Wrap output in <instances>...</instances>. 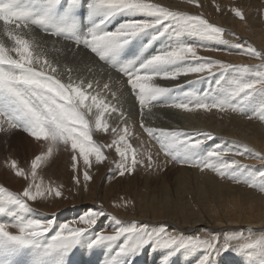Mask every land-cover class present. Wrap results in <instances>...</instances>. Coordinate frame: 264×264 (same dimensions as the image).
<instances>
[{"label":"snow or ice","instance_id":"6c2138e0","mask_svg":"<svg viewBox=\"0 0 264 264\" xmlns=\"http://www.w3.org/2000/svg\"><path fill=\"white\" fill-rule=\"evenodd\" d=\"M191 2L197 3V0H191ZM21 3L22 0H0V21L6 26L5 32L14 41L12 48H6L0 42V132L10 135L19 128L29 137L34 138L36 148L43 147L46 149V156H51L54 149L62 143L64 150L70 151L72 154L74 167L79 157L83 158L84 166L91 167L93 163L91 157L93 155L95 156V163L101 164L108 158L104 148H114L120 157L119 162L116 163V169L120 176L134 172L139 164L144 163L143 155L138 158L137 149L128 143V128L125 127L121 131L114 127L112 129L114 136L111 144H95L91 135L92 128H90L89 117L94 118V128L96 130L107 132L108 125L103 122L102 116L104 112L109 110V106L99 98L98 93L93 95L85 90L93 88L91 82L84 85L81 81V85L73 86L71 82L65 84L55 78L53 74L57 71L56 67L52 66L46 59H41L44 55L43 51L37 54L35 60L33 59L29 41L21 38L20 30L30 26H38L46 34L74 40L77 47L90 51L100 61L105 62L109 53L117 48L121 42H127L139 33L157 26H165V31L175 27L178 30L228 43L224 40V29L209 23L202 15H188L171 11L157 3H150L148 0H93L95 8L109 10L110 14L129 10L155 17V22L133 20L121 24L115 31L100 32L93 30L79 39L63 29H52L48 24L47 14L39 19L31 18L30 14L20 7ZM61 3L62 0H47L48 12L50 13ZM197 6L199 5L197 4ZM235 15L241 20L245 19L244 13L240 10H236ZM11 25L14 26L8 27ZM233 46L240 50V54L261 61L259 65L255 66L260 69L258 78L245 82H235L225 99L217 102H206L197 99L189 103L158 104L156 103L158 98L172 89L155 86L152 82L157 78L177 80L181 76L191 74L203 78V76L234 67L241 70H247L250 67L227 64L203 57L198 55L197 47L181 46L153 56L135 71H118L127 78V84L138 98L141 109V127L144 128L149 137L159 144L160 150L166 157L165 164L171 161L189 167H196L201 171L212 170L222 178H228L237 183L243 182L253 188L259 187L264 192V170L252 171L245 176L242 173L249 168L248 165L241 163L240 160L232 159L229 161L224 159L226 155L231 154L258 159L261 163H264V156H259L253 150L245 147L243 151H234L224 149L218 145L208 153V158L204 161L182 159L181 156L184 153L200 148L206 141L213 140L215 137L209 132L191 134L144 127V121L153 115L151 112L147 114L143 112L148 104L153 107L182 109L185 112L200 109L206 112L213 109L225 113L228 111L240 112L238 107L229 102L230 100L264 90V50L258 51L244 42ZM205 50L220 51L217 48H205ZM13 51L18 58H13L9 54ZM185 61L194 63L179 69L168 70L171 66ZM34 65H38V68ZM69 79L71 80V77ZM104 87L107 88L108 85ZM115 104L119 105V108L112 106L111 111H119L117 119L125 118L122 100L119 97H115ZM93 106L98 109L96 113H92ZM259 116L264 120V108L260 109ZM248 118L252 119V115H249ZM40 141L48 143L41 146ZM44 158L45 156L38 155L32 162L31 177L33 182L36 178L38 163ZM147 159L149 162L152 161V153H147ZM10 168L15 170L16 176L28 179V174L18 167L15 160H12ZM83 177L84 181L91 180L88 171L83 173ZM76 183H80L79 179ZM46 193H52L56 197L62 195L60 190H54L51 187L45 191L37 188L35 192L29 187L23 191L22 195L8 192L6 188L0 187V217L9 218L4 222H0V254L31 247L41 239L46 240V254L67 252L76 245L79 238L89 228L97 223L100 217L106 215L102 208L89 211L78 219V222L87 227L69 230L68 224L65 223L59 226V230L49 239L46 233L52 229L53 220L28 218L27 214L31 213L32 209L26 202L27 200L34 201L37 197H44ZM113 219L117 224H120V221L115 217ZM10 229H15L16 232L14 233ZM121 238H124V242L120 246L118 255L134 254L144 245L154 242L162 248L178 246L181 249L191 248L203 251L204 255L199 264H212V258L219 251H228L231 248V239L225 240L221 247L218 238L211 235L208 239H201L199 236L186 238L183 235L168 233L163 226L150 228L147 224L138 225L136 223L121 227L112 234L97 233L92 241V246L106 242H116ZM257 243L264 248V242ZM252 247V244H247L239 246L235 250L242 251L244 248L250 249ZM163 264H168L167 259L163 261Z\"/></svg>","mask_w":264,"mask_h":264},{"label":"bare ground","instance_id":"6f19581e","mask_svg":"<svg viewBox=\"0 0 264 264\" xmlns=\"http://www.w3.org/2000/svg\"><path fill=\"white\" fill-rule=\"evenodd\" d=\"M37 1H39L40 3H43V2L47 3V0H37ZM245 1L246 0H240L239 1V3L240 2L243 3V4H241V6H243L244 10H246L248 12L247 15L244 12V15H246V19L241 21V20H235V18H232L229 16H228V18H225V14H223V13L220 14V13L215 12L216 8L213 6V2H215V1H213V0H197V3H192L191 0H148V2H150V3H157L163 7L168 8L171 11H176V12L184 13V12H189V11H197V12L209 11L211 13L210 17L212 19H215L218 23H221L222 25L227 24V26H230L231 29H233L234 31H236L235 28H236V25H238L237 28H238V31H240V32H237L238 33L237 35L240 37V39L244 38V40H246V42H249V43L251 42V43H254L255 45L257 44V46H259L260 50H264V22L260 21L259 19H258V21L257 20L254 21V19L253 20L250 19V17L248 15H249V12L254 9V5H255L254 1L255 0H250V2H251L250 6H248L249 0H247V3H245ZM225 3H230V2H224V4ZM197 4L199 6H197ZM258 5H260V4H258ZM62 7H66L69 9L70 8L80 9L81 12H83V14H85V13L88 14L89 18H88L87 22L88 23L92 22L90 25H88V27H82V30H81L77 39L88 35L93 30H98L100 32L115 31L119 27L118 21H121V20H123V21L126 20L127 22H130L133 20H137V21L142 20V21L153 22V23L155 22V17H149V16H146L144 14L136 13V12L129 11V10L114 12V13L110 14L109 10L95 8L94 4H93V0H63ZM44 13H45V11L42 12L40 14V16H43ZM251 14H253V13H251ZM252 17H253V15H252ZM39 18H41V17H35V19H39ZM51 21H52V17H49L48 18V24H51ZM124 23H126V22H124ZM244 24L247 25L249 27V29L252 31L251 36L255 37V39H251L250 37H247L246 35H244V33L242 34L241 30L243 28H245ZM12 26H14V25H11L8 27H12ZM5 27L6 26L3 24V22L0 21V42H2L6 48H12L14 46V41L9 37L7 32H5ZM164 27L165 26H157V27H154L151 29H147V30L139 33L135 37L131 38L127 42H121L117 48H115L112 52L109 53V55L106 58V62L100 61L99 58L96 57L95 54L90 53V51L85 50L82 47H77L75 42H73V44H71V43H68L64 40H59V41L53 40L52 35L46 34L40 28H36V27H32V26H30L29 28H23L20 30V36L22 39L29 41V47H30V50L32 51L34 60L36 59L37 54L39 52L43 51V53L45 54V57L42 56L41 59L42 60L46 59L52 66L56 67L57 71L53 75L55 76V78H58L62 83L67 84V83L71 82L73 84V86H79V85H81V81L83 82L84 85L91 82L93 84V88L92 89H85V90L88 93L93 94V95H96L98 93L99 98L102 99L104 101V103L109 106V110L104 112V115L106 114L107 118L109 119V123H111L110 124L111 128H112V125H115L120 121V123L122 125H124V127L128 128L129 134L132 133L134 135H138L137 136L138 140L141 141V139H139V137H140V134H142V133L136 134L139 132V130L142 129V127H141V116H140L141 110L139 109L138 98L131 91L130 87L127 88L128 85L124 80L126 77L122 73L119 74L117 71L118 70L135 71L136 69L141 68V66L144 63H146L149 59H151L154 56L152 50H153V45H154L155 40L151 39V37H153L152 34H154V33H158V32L162 33V31L165 32L164 34L160 35L159 39L164 42V46H167V47L169 46L170 50L177 48V47H181V46L198 47L201 45V40H203V39L200 40L199 36L196 35L195 39L190 42V40H189L190 37L188 36L187 32L182 31V30H178L175 27L169 28V30L165 31ZM217 27H219V26H217ZM87 29H89L88 33H86ZM251 31H249V32H251ZM156 35L154 38H157ZM235 37H236V35H235ZM229 38H231V37H229ZM147 42H149V43L147 44ZM239 42H242V41H239ZM233 43L235 44V42H233ZM223 44H225V43H223ZM160 46H161V44H160ZM220 46H219V48H220ZM170 50H167V51H170ZM161 52H164V51L161 50ZM9 54L13 58H18L17 54L14 51L10 52ZM156 54H158V52ZM64 56H68L71 60L75 61V64L77 66L76 70H74L72 72L68 71L69 66H70V68H72L73 65H68L67 62L63 61ZM222 58L223 59L225 58V59L230 60L232 62L234 60V57L232 56V54H229V55L224 56ZM98 61H99V63H98ZM230 64H232V63H230ZM34 66L38 68V65H34ZM181 67H179V68H181ZM171 68L174 69V67L171 66L168 70H171ZM70 77H71V80L69 79ZM217 77L216 78L214 77V78L217 79ZM230 77H232V76H230ZM88 78H90V79H88ZM192 78L193 77H191V79ZM205 78L206 77H204V79ZM188 79H190V78H187L185 76H181L177 80H164V79L157 78V80H160V81L157 82V80H155L152 83L154 85L159 84L158 85L159 87H165V88H171L174 85L178 86L181 84L182 87L185 88L187 85H190L189 84L190 82L188 84H187V82L190 81L191 79L190 80H188ZM195 79H197V78H195ZM200 80H202V79L200 78ZM200 83H202V81ZM206 83H207V81H206ZM105 85H108V87L105 88L104 87ZM225 85H228V84H225ZM214 86L216 87V85H214ZM180 89H179V91H180ZM193 93H194V91H193ZM167 94L159 97L158 100L156 101V103L165 104V103L169 102L168 98H167L168 97ZM188 94H190V93H188ZM176 95H178V94H176ZM115 97H119L122 100V106H123V110L125 112V118L117 119V117L119 116V111H117V112L111 111L112 106H116L117 108H119V105L115 104ZM178 98L180 99V97H178ZM179 99H177V100H179ZM205 99L207 100V98H205ZM210 99L212 100L214 98H210ZM184 100H187V99H184ZM195 100H197V99H195ZM215 100H217V99L215 98ZM89 103H91V101H89ZM179 103H180V101H179ZM92 109H93L92 113H95L98 111V109L95 106H93ZM157 109L161 110V112L162 111L165 112L167 120H162V119H159V118L151 115L150 117H148L147 120L144 121V126H146V127L156 126V128H154V129H170V130L171 129H173V130H175V129L176 130L177 129H186L187 131L185 133H191V134L192 133L197 134V133L205 131V130L211 132V130H212V131H215L219 134L226 135V137L228 136V138L229 137L230 138L235 137V138L240 139L241 141H244L246 143L248 142V143L254 145V147L256 149L264 152V133H263V130H261L262 132L259 131L258 126L253 125V122L240 120L238 118H234L231 116L227 117L224 115H216V114H211L210 116H202V114H203L202 112H200L202 114L199 116H192L190 121H185L183 119V114H181L180 112L173 111L172 109H167L166 107H153L150 104L145 106V108L143 109V112L145 114H147L149 112L152 113V111H155ZM198 111H200V110H198ZM192 114H194V113H192ZM204 114H206V111ZM93 119L94 118L89 117L90 128H93V121H94ZM177 123H179L180 125ZM116 128H117V126H116ZM18 130H20V129L18 128ZM20 131H22V130H20ZM20 131L15 132L14 135H11V134L5 135L3 132H0V139L2 142L0 144V187L6 188L8 192L20 194V195H22L21 192H23L25 189H27L29 187H31L33 191H34V189H37V188H39L41 191H45L47 189V186H45L44 184L39 185L36 181L33 182L32 179L28 178V180H32V182L30 183V181L28 182L27 179H25L24 177L16 176L15 170L10 168V164H11L12 160H15L16 162H18V161L20 162V160L24 161L26 158V155H30V156L32 155V156L36 157L40 154V151L42 149H44L43 147H41L39 149L36 148L35 142L33 140L34 138L28 139V137H27L28 135L25 136L26 134L20 133ZM131 131H133V132H131ZM142 132H143V130H142ZM250 132H252L254 135L250 136L249 135ZM259 134H262L261 137H259ZM145 137H144V141H145ZM141 138H142V136H141ZM98 140H99V138H98ZM136 141H137V139H136ZM146 141H147V139H146ZM131 142H133V141L131 140ZM148 142L149 141H147L146 143H148ZM151 142H149V143H151ZM43 143L44 142H42V141L39 142V144L41 146H43L42 145ZM132 145H134V144L132 143ZM144 145L147 146V144H144ZM210 145L211 144H209V146ZM141 146H143V143ZM156 148H157V146L155 147V149ZM57 149H58V152H56ZM53 153L55 156V160L53 162L47 161L45 163V164L50 165L49 181L51 184V188L56 190L59 187L58 181H57V176H58L57 166L58 165H60V164L64 165L65 169L69 166H72V170H75L74 171L75 173L72 176H66L68 180H67V183L65 184L62 196L56 197L51 193V196L46 195L44 197H37V199L32 201V202H29L27 200L26 202L29 204L30 208L32 209V212L27 214L28 218L32 217V218L43 219V220L52 219L53 221H56V223L60 219L65 218V220H67V219H69L70 216L75 218L76 215L82 214L83 212L88 213L89 212L88 210L91 207V205H93L94 203H97L98 199H100L101 197H102V199L104 198L103 200L105 201L106 198H108L110 196V194H113V192H114L113 189L119 187L117 185L123 184L121 186L122 188H128L129 186L124 185V184H128L131 182L138 184V181H132V180L128 181V182H121L120 180H115V181L112 180L113 182L110 183L111 181H108V179L110 178V175H109L110 172H105L106 167L101 168L96 173H93L91 175V177H92L91 180L84 181L83 173L85 172L87 167L84 166L83 162L82 163L76 162V166L74 167L73 161H71V157L69 158L66 154L63 155L60 152L59 147L54 149ZM160 153H161V150H160ZM188 153H189V151H188ZM49 158H50V156H49ZM52 158H54V157H52V155H51V159ZM181 158H182V156H181ZM46 159H48V158H46ZM46 159H45V161H46ZM51 159H49V160H51ZM63 161H65L66 163H63ZM67 163H69V164H67ZM94 165H96V163ZM143 168H145V167H143ZM138 170H139V168H138ZM140 170H142V169H140ZM144 171H146V170H144ZM90 173H92V172H90ZM145 173L147 174V171ZM142 175H144V174H142ZM206 176H207V174H206ZM206 176L203 177V180H201V182H196L197 183L196 187H197L198 191L199 190L201 191L202 196L208 195V189L210 190V188H211L210 185L215 186V188L213 187L214 194L217 196H218L219 192L222 194V195H220V197H218V199H219L218 201H220L223 205H224V203H226L227 205L232 204L235 207L237 214H239V215L236 214V216L222 221V220H219L218 218H211L209 216H207V218H206V216H204V214L201 213V211L195 212L194 210L190 209L189 211H191V212L189 214L186 207L183 204L180 205L177 200L175 202H172V199L174 197L169 196V192H170L169 186L166 188L161 187V189H162L161 193H158L157 188L153 187V190L149 193V195H148V192H145L144 194L142 193L139 195V197H138L139 201H137L138 203H137L136 212H132L130 209H128L127 211L124 210L121 213L123 216L122 218H125L127 221L126 226H130L131 224L134 223V221H140L142 223L146 222L147 224H158L157 225L158 227H160V226L170 227L171 228L170 234L183 235V236L185 235V233H192V232H197V231H201V233H203L204 235L207 234V236H210V235H214L215 232H219V231L223 232V231H228L229 229L237 230L236 228H234V226L237 225V227H238L239 225L243 224L241 217L251 219L252 223H248V222L247 223L249 226H251L254 229H258L261 226H264V199L253 196L250 193L243 192V191L235 189V188H228L225 186H221V185L217 184L216 182H214L215 180L209 178V176L208 177H206ZM36 178H38L37 175H36ZM77 179H79L80 183H76ZM152 180H153V178H152ZM42 181H44V179H41L40 183H42ZM106 181H108V184L109 183L110 184L109 185L108 184L102 185V186L100 185L102 182L104 183ZM181 181L183 183H187V180H186V182H184L183 180H181ZM74 183L77 184L78 186H80V187H78L79 190L77 189L79 192L78 194H75V192H74V187H77ZM148 184H150V182L146 183L144 186L147 187ZM156 184H157V181H156ZM179 184H180V182H179ZM132 185H134V184H132ZM170 186H171V184H170ZM172 187H174V186H172ZM98 188H99V194L102 193V196H99V198H98V195H97V201H93L96 194H97ZM186 188H187V186H186ZM81 189H83V190H81ZM92 189H94L93 192H91ZM188 189H187V191H188ZM82 191H84L83 192V194H85L84 197H82V195H81ZM196 192H197V190H196ZM225 192H227V193H225ZM90 193H91V196L89 198ZM65 194H68V196L70 197V200L66 199L65 201H63ZM180 194H181V192H180ZM191 194H189V195H191ZM189 195L187 197H189ZM194 195H192V196H194ZM224 195H226V196L224 197ZM92 196H94V197H92ZM178 196H179V194H178ZM158 197H160V200L158 199ZM178 198L179 197H177V199ZM225 199H226V201H225ZM162 203H168V207L172 211V213L165 212V211H159L157 209V207ZM32 206L34 209L32 208ZM145 207H147V208H145ZM66 208H71V210L63 212L62 210H64V209L66 210ZM188 208H189V206H188ZM194 208H196V205ZM194 208L192 207V209H194ZM111 210H113V209L111 208ZM192 212H194L195 214ZM230 214H232V213H230ZM8 219L9 218H5L4 220H1L0 222H4ZM104 221H102V222L97 221V223L95 225H93L91 228H89L88 231L85 232L79 238L78 242L76 243V245L73 248H71V252H69V253L67 251V252H56L53 254H46V251H45L46 240H44V239L37 241V243L31 247H27L26 250H27L28 254L36 260L35 264H58V263H63V262H65L63 264H72L73 263L72 258H70L71 262L70 261L67 262L69 257H66V255H69L71 253H72L71 257L74 254H76L75 259L77 261V264H100L99 261L95 260V258L98 257L99 260H102L105 258L103 256L104 252L105 251L111 252L112 250H106L105 249L107 243H102V244H99L96 246H92V241L95 239V236L97 233L105 232L106 234H112L115 230V228H113L114 223H111V221L109 220V222L106 223V224H108L107 227H105L106 224L103 225ZM73 222L69 223V227L74 225ZM77 222L75 220V223H77ZM58 223H60V222H58ZM53 224H55V223L53 222ZM226 224L228 225V227H226L225 229H222L219 231L215 230V227H220V228L225 227V226H227ZM139 225H140V223H139ZM10 231H12L14 233L16 232L15 229H10ZM46 235L48 237L49 236L51 237L52 235H54V228L50 229L46 233ZM116 242H118V241H116ZM116 242H113V244H116ZM115 248H116V246H115ZM80 249H82V252ZM17 250L18 249L10 251L8 253L1 254V255L15 254V252ZM176 252H177V250H176ZM116 253H117V251H116ZM43 254H46V256H43ZM180 254H184L185 257H188V258L191 257V256H189L188 252L184 253L182 251V252H180ZM123 256L124 255H117L115 257V260H108V259H106L105 261L103 260L104 262L102 264H140V262H144L142 264H163V261L166 259L168 261V264H194V263L196 264L195 258H193V259L191 258V263H186L183 261V257L181 255H180L181 258L178 260V262H173L172 259L174 256H171L170 253L165 251L162 247H157L154 250H152V249L148 250L147 254L144 256V258L140 262H139L140 257L137 258L135 261H134V259L124 261ZM127 256H129V254ZM102 257H104V258H102ZM51 258H52V260H47V259H51ZM221 264H229V263H227V261H226V262H222Z\"/></svg>","mask_w":264,"mask_h":264},{"label":"rangeland","instance_id":"374dc122","mask_svg":"<svg viewBox=\"0 0 264 264\" xmlns=\"http://www.w3.org/2000/svg\"><path fill=\"white\" fill-rule=\"evenodd\" d=\"M213 1H215V2H213V6L216 8L215 12L220 13V14L221 13L225 14V18H228V16H229V17L235 18V20H241V19H239V17H237L235 15V11L236 10H240V9H241L240 11H242L243 13L245 12L246 15L248 14V12L246 10H244L243 6H241V4H243V3L242 2L239 3L240 0H213ZM224 2H230V3H225L224 4ZM245 3H247V0L245 1ZM254 4H255L254 5V9L249 12L248 16L250 17L251 20L254 19V21H256V20L258 21V19H259L260 21L264 22V20H263L264 19V10H263L264 9V0H255ZM258 4H260V5H258ZM250 5H251V2L249 0L248 1V6H250ZM184 13L188 14V15H202L205 19H207L209 21V23L213 24L214 26H219V27L223 28L224 31H225V36H226V37L224 36V40H226L227 42L229 41L227 43L228 44L227 45L226 43L223 44L224 42H221L219 40H214V39H209V38L206 39V37H202V36L198 35L200 40L203 39V40H201V45L197 47L198 48V54L200 56L208 57V58H211L213 60H219V61H221L223 63H227L228 62L227 64L232 63V65H237V66H248L250 68H248L247 70H241L238 67H234L235 69L234 68H230V70L226 69V70H223V71H220V72H215V73H213L211 75L203 76V78H201L200 76H198L196 74H191L192 76L191 75L185 76V77L190 78V79H191V77H193L191 80L188 79L190 81H188L187 84L190 82L189 83L190 85H187L185 88H183L182 85L180 84L181 87L180 86L179 87L182 90L179 87H177L176 85H174V86L172 85L173 86V87H171L172 90L170 92H168V94L166 93L167 96H168L167 98H168L169 102H167L165 104L179 103V101H180V103H189V102L195 101V99H199V100H204L205 101L206 100L205 98H207V100H206L207 102H217L219 100L225 99L227 93L229 92V90L232 87V84H234L235 82H238V81L239 82H245V81H249V80L258 78V72L260 71V69L256 68L255 66L259 65L261 63V61L259 59H256V58H252L250 56L240 54V50L235 48L233 45H235L237 43H241L239 41H242V42L246 43V45L250 44L251 46L256 48L258 51H261V50H260L259 46H257V44L255 45L254 43L246 42V40H244V38L240 39V37L237 35L238 34L237 32H240V31H238V28H237L238 25H236V28H235L236 31H234L233 29H231L230 26H227V24L226 25H224V24L222 25L221 23H218L215 19H212L210 17L211 13L209 11H207V12L189 11V12H184ZM251 13H253V14H251ZM246 15H245V19H246ZM252 15H253V17H252ZM241 21H243V20H241ZM124 22L127 23L126 20L118 21L119 26L121 24H124ZM244 27L245 28H243L241 30L242 34L244 33V35H246L247 37H250L251 39H255V37L251 36L252 35V31L249 29V27L247 25H245V24H244ZM249 31H251V32H249ZM162 33L164 34L165 32L162 31ZM189 33L190 32H187L188 36L190 37L189 40L191 42V41H193L195 39L196 35L192 34V33L189 34ZM233 33H235L236 37H235V35H232ZM152 35H153V37H151V39L155 40V42H156V43L154 42L153 50H152L154 56L157 55L156 54L157 52H158V54L162 53L161 50H163L164 52H165V50L166 51L170 50L169 49L170 47L169 46L168 47L164 46V42L159 39V37L161 35V32L160 33L159 32L158 33H154ZM155 35L157 36V38H154ZM229 37H231V38H229ZM233 42H235V44ZM148 43L149 42H147V44ZM160 44H161V46H160ZM219 46H220V48H219ZM205 48H217V49H220V51H208V50H205ZM229 53L232 54V56L234 57L233 62L230 61V60H227L225 58L224 59L222 58L224 56L229 55ZM43 57H45V54L43 55ZM63 61L67 62L68 65H73L72 68H70V66H69V69H68L69 72H72V71L77 69L75 61L71 60L68 56H64L63 57ZM98 63H99V61H98ZM190 63H194V62L185 61V62L180 63V65L182 67H185V66H189ZM180 65L179 64L173 65L174 69L171 68V70L179 69V67H181ZM117 72L119 74L121 73L119 71H117ZM230 76H232V77H230ZM204 77H206V78L204 79ZM214 77L215 78L217 77V79H215ZM195 78H197V79H195ZM200 78L202 80H200ZM88 79H90V78H88ZM124 80L127 83V79L125 78ZM158 81H160V80H157V82ZM201 81H202V83H200ZM206 81H207V83H206ZM225 84H228L229 86L225 85ZM158 85L159 84H156L155 86H158ZM214 85H216V87ZM129 87L130 86L128 85L127 88H129ZM179 89H180V91H179ZM193 91H194V93H193ZM187 92L190 93V94H188ZM176 94H178V95H176ZM177 96L180 97L181 100ZM210 98H214V99L211 100ZM215 98L217 100H215ZM177 99H179V100H177ZM184 99H187V100H184ZM229 102L233 103L236 107H238L240 112H232L231 113V111H228L229 113L228 112L225 113V112H221V111H218V110L216 111V109H213L212 112L208 111V112H206V114H204L205 111L203 109H200V111H198V110L195 111L194 110L192 112H185L182 109H178L179 110L178 111L176 108H172V107H166V108L167 109H172L173 111L180 112L181 114H183V119L185 121H190L192 116H199L202 113L204 114V115L202 114V116H210L211 114L224 115V116H227V117L231 116V117H234V118H238L240 120L253 122V125H257L258 126V130L259 131L263 130V133H264V120H262L260 118V116H259L260 109L264 108V90L257 91L255 93L249 95V96H241V97L232 99ZM138 105H139V103H138ZM139 109H140V106H139ZM200 112H202V113H200ZM152 113H153L154 117H157V118L162 119V120H167V117H166V114H165L164 111L161 112V110L157 109L155 111H152ZM192 113H194V114H192ZM103 115H104V113H103ZM249 115H252V119L248 118ZM104 116H102V120H103L104 123H106L108 125V131L107 132H102V131L96 130L94 128V121H93V128H92V131H91V135L93 137V142L95 144H111L112 140H113V136H114V134L112 132V129L114 127L116 128V126H117V128L120 127L119 129L122 131L123 128H125L124 125H122L120 123V121L117 124L112 125V128H111V125H110L111 123H109V119L107 118L106 114ZM177 124H179V123H177ZM144 127H146V126H144ZM151 128L154 129V128H156V126L151 127ZM142 130H143V132H142ZM166 130H170V129H166ZM19 131L20 130H18V129L14 130L11 135H14L15 132H19ZM170 131H181V132L184 131V132H186L187 130L186 129H177V130L176 129L175 130L171 129ZM131 132H133V131H131ZM202 132H209L212 135L214 134L213 136L215 137V139L206 141V143L203 146H201L202 148L200 147V148L195 149V150H189V153L188 152L184 153L182 155V159L183 158H187V159L192 160V161H204V160H206L208 158V153L216 148V145L217 146L220 145L224 149H232L234 151L235 150L243 151V149L246 147L248 149L253 150V152L258 154L259 156H264V152L263 151L256 149L254 147V145H252V144H250L248 142L246 143V142L241 141L240 139H237L235 137H233V138L229 137L228 138V136L226 137V135L219 134V133H217L215 131H212V130H211V132L207 131V130L202 131ZM20 133H24V132L20 131ZM140 133H142V134H140ZM146 133L147 132H144V128H142L141 130H139L138 133H136V134H140L139 139H141V141H139L138 137H137L138 135H134L132 133L129 134V132H128V137H127L128 143L131 144V145H132V143L134 144V145H132V147L137 149L138 158H139L140 155H143V157H144V163L142 165L139 164L136 167L134 172L126 173L124 176H120L118 174L117 169H116V163L119 162L120 157H119L118 153L115 152L114 148H107V147L104 148V152H105V154H106V156L108 158L105 159L104 162L101 163V164L94 165L95 164V156L93 155L91 157V160L93 161V163H92L91 167H87V169L85 170V171H88V173L92 172V173L89 174L90 176L93 173H96L97 171H99L101 168H105L106 167L105 172H110V174H109L110 178L108 179V181H111L110 183H112L115 180H120L121 182H128V181H131V180L132 181H138V184H135V183H132V182L128 183V184H124V185L129 186L128 188H122L121 186L123 184L122 185H117L119 187L113 189L114 190L113 194H110V196L108 198H106L105 201L103 200L104 198L102 199V197H101L100 199H98L97 203L93 204L94 206L91 205V207L89 208L88 211L100 210L101 207H102L103 211L106 213L105 216H102V217H100L97 220L98 222H102V221L105 220L103 225L108 223L109 220H110L111 223H114L113 224V226H114L113 228H115L114 231L119 230L121 227H127L126 226L127 221H126L125 218H122L123 216H122L121 213L124 210L127 211L128 209H130L132 212H136L137 203H138L137 201H139V198H138L139 195L142 194V193L144 194L145 192H148V195H149V193L153 190V187L157 188L158 193H161L162 192L161 187H165L166 188V187L169 186L170 187L169 196L174 197L172 199V202H175L177 200L180 205L183 204L186 207V209H187L189 214L191 212V211H189L190 209L194 210L195 212H198V211L200 212L201 211V213H203L204 216H206V218H207V216H209L211 218H218L219 220H222V221H224L226 219H230V218L236 216L237 212L235 210V207L232 204L227 205L226 203H224L226 201V199L223 202L224 205L220 201H218L219 200L218 197H220V195H222V194L220 192H219L218 196L214 194L213 187L215 188V186L210 185L211 188H210V190L208 189V195L207 196H202L201 191L200 190L198 191V189L196 187V185H197L196 182H201V180H203V177H205L206 174H207L206 177L209 176V178L215 180L214 182H216L217 184H219L221 186H225V187H228V188H235V189L241 190L243 192L250 193L253 196H256V197H259L261 199H264V197H263L264 196V192H262L259 189V187L253 188V187H251V186H249V185H247V184H245L243 182L237 183V182H235V181H233L231 179L222 178V177H220L218 175V173L213 172L212 170L201 171L199 168L189 167V166L181 165V164H178V163H175V162H171V161H169L168 163L165 164L166 157H165V155H164V153L162 151L160 153L159 144L153 138L148 137V134H146ZM199 133H201V132H199ZM24 134H26V133H24ZM192 134H195V133H192ZM249 135L253 136L254 134L252 132H250ZM261 135L262 134H259V137H261ZM25 136H27V134ZM141 136H142V138H141ZM27 137H28V139H32L29 136H27ZM144 137H145V141L147 139V141H149V142L152 141V142L151 143H149V142L146 143L147 141L146 142L144 141ZM98 138H99L100 141L98 140ZM136 139H137V141H136ZM131 140L133 142H131ZM42 142H44L42 145H45V144L48 143V142L46 143V141H42ZM1 143L2 142H1V139H0V144ZM142 143H143V146H141ZM138 144L139 145L141 144V145L139 146ZM144 144H147V146L144 145ZM209 144H211V145L209 146ZM153 145L155 147L157 146L158 149L157 148L155 149V147ZM58 147H59L60 152L63 155L66 154L69 158L71 157V161H73L72 160V154L70 153V151H65L64 150V146H63L62 143ZM45 150H46L45 148L42 149L40 151L39 155L46 156L45 155V153H46ZM56 152H58V149L56 150ZM149 152L152 153V157H153L151 162H149L148 159H147V153H149ZM52 157H54V158L51 159V156H50V158H49V156H46L44 158V160H41L38 163V166L36 168V175L38 176V178H35V181L39 185L44 184L45 186H47V188L51 187V184H50V181H49L50 165L49 164H45V163L47 161L48 162H53L55 160L54 153H52ZM35 158H36L35 156L26 155V158H25L24 161L20 160V162L19 161L16 162V163L19 164V165L17 164L18 167L21 168L25 173L28 174V178L29 179H32V177H31L32 162L35 160ZM46 158H48V159H46ZM45 159H46V161H45ZM49 159H51V160H49ZM224 159L229 160V161L232 160V159H236V160H240L241 163H243L245 165H248L249 168L244 170L243 173H242V175H245V176L249 175L252 171L264 170V163H261L258 159L245 158L244 156H233L231 154L226 155L224 157ZM77 162L82 163L83 162V158L79 157ZM63 163H66V162L63 161ZM67 164H69V163H67ZM158 165H160V167H158ZM142 166L145 167L146 169L143 168ZM138 168H139V170H138ZM140 169H142V170H140ZM144 170L147 171V174L145 173L146 171H144ZM74 171L75 170H72V166H69L66 169H65L64 165H62V164L57 166V172H58L57 181H58V186H59L58 190L61 191L62 195H63V190H64V187H65V184L67 183V180H68L66 176H72L75 173ZM142 174H144V175H142ZM152 178H153V180H152ZM41 179H44V181H42V183H40ZM181 180H183L184 182H186V180H187V183H183ZM27 181L28 182L30 181V183L32 182V180H28V179H27ZM108 181H106L104 183L102 182L100 185L101 186L102 185H107ZM156 181H157V184H156ZM148 182H150V184H148L147 187H145L144 185L146 183H148ZM179 182H180V184H179ZM132 184H134L135 186L132 185ZM170 184H171V186H170ZM75 185L77 187H74V192H75V194H78L79 193L78 192V190H79L78 187H80V186H78L77 184H75ZM172 186H174V187H172ZM186 186H187V188H186ZM187 189H188V191H187ZM81 190H83V189H81ZM196 190H197V192H196ZM35 191H36V189H34V192ZM93 191H94V189L91 190V192H93ZM83 192L84 191H82V194H81L82 197H84V195H85V194H83ZM180 192H181V194H180ZM22 193L23 192H21V194ZM225 193H227V192H225ZM178 194H179V196H178ZM189 194H191V195H189ZM46 195L47 196H51V193H47ZM97 195H98V198H99V196H102V193L99 194V188L97 189V194H96V196H95L93 201H97ZM188 195H189V197H187ZM192 195H194V196H192ZM90 196H91V193L89 194V198H90ZM225 196L226 195H224V197ZM92 197H94V196H92ZM177 197H179V198L177 199ZM66 199L70 200V197L68 196V194L64 195L63 201H65ZM158 199L160 200V197H158ZM28 201L32 202V200H28ZM195 205H196V208H194ZM188 206H189V208H188ZM192 207L194 209H192ZM32 208H33V206H32ZM111 208L114 211L111 210ZM145 208H147V207H145ZM157 209L159 211H165V212L172 213V211L168 207V203L160 204L157 207ZM69 210H71V208H66V210L64 209L62 211L66 212V211H69ZM192 213H194V212H192ZM230 213H232V214H230ZM86 214L87 213L83 212L82 214L76 215L75 218L71 217L68 214L70 216L69 217L70 220L69 219L65 220V218L64 219H60V220H58V222H60V223L57 222L58 224L56 223V221H53L55 223V224H53V227H52V229L54 228V234H55L56 231L59 230V226L65 224V223H67L68 226H69V223H71L73 221H74L73 222L74 225L69 227V230L73 229V228H85V227H87L83 223L77 222L80 217H82V216H84ZM237 215H239V214H237ZM113 217H115L117 220H119L120 224H117L115 222V220L113 219ZM0 218H1L0 219V221H1V220H4L7 217H3V218L0 217ZM75 220H76L77 223H75ZM241 220L243 221L242 222L243 224L239 225L238 227H237V225L234 226V228H236L237 230L229 229L228 231H223V232L219 231V230H222V229H225L226 227H228L227 224H226L227 226H225V227H221V228L220 227H215V230H217L219 232H215L214 235H211V236H214V237L218 238L219 243L221 244V247L223 246V243H224L225 240L231 239V248L228 251H219L212 258V264H221L222 262H226V261L229 264H237V263L238 264H264V248L260 247V244L257 243V242H264V226H261L258 229H254V228H252L251 226L248 225V223H252L251 219H247L245 217H241ZM134 223H136L138 225H139V223H140V225L147 224L146 222L142 223L140 221H134ZM107 225L108 224H106L105 227H107ZM147 225H149L150 228H158V226H157L158 224H147ZM165 228L167 229L168 233H171L170 232L171 231L170 227L166 226ZM184 236L186 238L187 237L199 236L201 239H208L210 237V236H207V234L204 235L203 233H201V231L192 232V233H185ZM48 238L51 239L50 236ZM123 242H124V238H121V240H118V242H116V244H113V242H106L107 245H106L105 249L106 250H112V251L111 252L110 251H105L104 255H103L105 258L102 257L104 259L99 260L98 257H96L95 260L99 261L100 264H102L106 259L115 260V257L118 255L117 253L120 252V246H121V244H123ZM247 244H252L253 247L250 248V249L249 248H244L242 251L235 250V248H237L239 246H242V245H247ZM115 246H116V248H115ZM155 247L157 248L158 246L154 242H150V243L144 245L141 249H139L138 252H136L134 254H129V256H127L128 254H124L123 260L127 261V260L134 259V261H135L137 258L140 257V260H139V262H140L144 258V256L147 254V251L151 250V249L154 250V249H156ZM163 249L165 251L169 252L171 256H174L173 259H172L173 262H178V260L182 256L183 257V261L186 262V263H191V258L192 259L195 258L196 264H199L200 259L204 255L203 251L193 250L191 248L181 249L178 246L173 247V248H163ZM80 250L82 252V249H80ZM176 250H177V252H176ZM116 251H117V253H116ZM179 251L180 252L183 251L184 253L188 252L189 256H191V257H189V258L185 257V255L184 254H180ZM69 252H71V250H69L68 253ZM71 255H72V253L69 254V255H66V257H69V259L72 258V261H73L72 264H77V261L75 259L76 258V254H74L72 257H71ZM43 256H46V254H43ZM21 257H23L25 261ZM184 257L186 259L187 258L188 259L186 260ZM3 259H6L3 263L8 262L9 264H35L36 263V260L28 254L26 248L18 249L15 252V254L2 255L1 258H0V261L3 260ZM69 259L67 260V262H69V261L71 262V259L70 260ZM47 260H52V258L51 259H47ZM63 263H65V262H63ZM63 263H58V264H63ZM142 263H144V262H140V264H142Z\"/></svg>","mask_w":264,"mask_h":264}]
</instances>
